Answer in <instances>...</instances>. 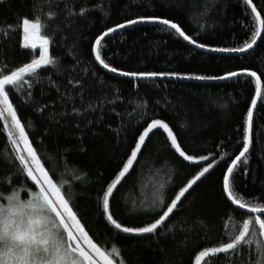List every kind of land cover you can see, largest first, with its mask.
Returning <instances> with one entry per match:
<instances>
[{"label":"trees","instance_id":"trees-1","mask_svg":"<svg viewBox=\"0 0 264 264\" xmlns=\"http://www.w3.org/2000/svg\"><path fill=\"white\" fill-rule=\"evenodd\" d=\"M253 3L258 9L264 8V0ZM84 6L93 10L73 25L64 23L63 12L51 21L60 28L50 45L57 66L41 70L42 83L34 87L33 98L27 104L23 102L26 97L12 94L11 99L54 179H61L65 159L70 170L87 173L86 183H74L71 198L90 234L102 247L111 250L113 245L117 246L127 264H193L194 255L202 247L224 240L223 224L230 215L236 222L245 218L233 213L221 194L226 161L220 157L231 154L226 157L230 162L240 150L238 142L242 141L247 109L255 95L254 79L241 76L206 83L203 82L206 80H135L101 67L90 49L95 37L109 27L126 19L159 16L179 23L186 34L206 47L197 49L174 30H158L164 26L140 23L105 38L106 62L129 72L222 76L249 69L261 75L264 41L247 53L209 51L242 46L249 38L245 25L250 18L245 15L242 0H79L74 4L77 11ZM63 7L60 0L59 9ZM101 8L108 12L107 17ZM32 9L33 0H6L0 4V26H17L18 18L32 16ZM52 31L50 27L48 32ZM20 39V33L15 32L10 39L0 41L6 45L0 47V69L7 65V70H12L30 61L29 50L19 47ZM70 79L80 81L82 87L69 85ZM261 81L264 85V75ZM69 95L72 100H68ZM41 107L43 112L37 110ZM73 108L81 114L76 116ZM153 118L163 119L173 128L187 154L197 158L208 156L209 160L201 161V165L183 161L168 146L166 134L162 130L155 132L114 193L111 208L119 222L142 226L158 218L163 211L159 205H156L159 211L145 212L133 211L134 203L138 208L149 206L151 194L161 183L166 185L164 199L170 202L200 166L212 162L215 167L186 194L183 206L166 221L160 235L128 236L110 229L102 220L96 206L97 193L114 178L134 147L138 133ZM253 133L249 174L246 179L237 177L236 181L237 191L249 201L264 194V101H258ZM5 147L6 136L0 131V154ZM14 171L0 156V179ZM26 183L32 187L31 181ZM22 184H25L22 177L12 178V186ZM9 190L7 185L0 184V191ZM21 196L27 199L23 191ZM247 258L245 250L234 264H244ZM212 264L229 262L221 256Z\"/></svg>","mask_w":264,"mask_h":264},{"label":"snow or ice","instance_id":"snow-or-ice-1","mask_svg":"<svg viewBox=\"0 0 264 264\" xmlns=\"http://www.w3.org/2000/svg\"><path fill=\"white\" fill-rule=\"evenodd\" d=\"M5 2L6 0H0V4ZM77 2L79 0H71V2L63 0L64 7L59 9L60 0H33L31 17L18 18L15 27L0 26V41H6L13 33L19 32L21 36L19 47L29 50L31 56L29 62L12 70H7V65L0 69V131L6 136L5 151L0 156L5 163L15 169L9 176L0 179V184L7 185L10 189L7 192L0 191V264H127L117 246L113 245L111 250H108L98 243L75 209L71 198L73 186L75 182L86 183L87 173L81 174L78 169L70 170L65 159V170L61 173V179H54L51 171L42 162L37 148L30 139L27 126L19 117L17 107L11 99L12 94L26 97L23 102L27 104L33 98L34 87L42 83L41 70L49 66H57L58 60L50 54V45L54 43V34L60 28L59 25L53 26L51 21L57 19L60 12H63L64 23L68 25L75 24L78 18H86L93 9L84 6L77 11L74 8ZM242 3L245 6V15L250 18L249 23L245 25L246 35L250 33L249 38L243 42L242 46L210 48L209 51L247 53L257 45L258 40L264 41V15H262L264 8L258 9L253 0H242ZM94 7H99V5ZM100 10L105 17L108 16V12H104L102 8ZM140 23L164 26L158 30H174L178 37L189 44L197 48L206 47L204 44L197 43L191 35L186 34L182 26L172 19L140 16L136 19H126L123 23L109 27L102 34L97 35L90 49L95 61L109 72L135 80L157 77L225 80L241 76L254 79L255 95L247 109L242 141L238 142L241 145L240 150L234 158L230 159V162H227L226 157L231 154L226 153L220 157L221 160L226 161V169L221 178V194L229 203L233 213H239L245 218L242 222H236L234 216L230 215L223 224L224 240L213 246L202 247L194 255L193 264H212L221 256L225 257L229 264H234L235 258L243 256L245 250H247L248 258L244 264H264V194L249 201L237 191L236 184L237 177L246 179L250 171L254 110L257 108L258 101H264V85L261 81V75L264 73L258 75L256 71L243 69L242 71H230L222 76H181L175 72H129L111 66L103 55L105 38L119 30ZM50 27L53 29L51 34L48 32ZM5 46V44H0V47ZM68 83L73 87H82L80 81L74 82L70 79ZM56 90L59 91V87ZM72 99L73 97L69 95L68 100ZM89 108H92V105H89ZM37 110L43 112L44 108ZM72 112L76 116L81 114L77 108H73ZM54 122L58 121L54 120ZM88 123L92 121L89 120ZM156 130H162L166 134L168 146L183 161L201 165V161L209 160L208 156L197 158L187 154L181 148L173 128L163 119L153 118L147 122L135 138L134 147L130 149V154L123 161L122 167L114 178L97 193L96 206L101 212V218L110 229L116 230L117 233L136 237L160 235L159 230L166 227V221L183 206L186 194H190V190H193L203 178H207L215 167L212 162L206 166H200L199 171L187 179L170 202H166L163 195L166 185L159 184V187L151 194V204L138 208L134 203L133 211H159L156 208V205H159L163 209L162 214L142 226H125L114 218L111 208L114 193L138 161V156L150 134H154ZM13 177H22L25 184L19 187L12 186ZM27 181H31L32 187L27 186ZM22 191L27 199L22 198ZM168 231H171V228ZM164 234L167 235V233Z\"/></svg>","mask_w":264,"mask_h":264},{"label":"water","instance_id":"water-1","mask_svg":"<svg viewBox=\"0 0 264 264\" xmlns=\"http://www.w3.org/2000/svg\"><path fill=\"white\" fill-rule=\"evenodd\" d=\"M107 38V37H106ZM260 40H258L257 41V43L259 42ZM191 45H193V44H191ZM193 46H195V45H193ZM196 47V46H195ZM197 48V47H196ZM197 49H202V48H197ZM251 51V50H250ZM102 67V66H101ZM133 79V78H132ZM147 80H179V81H201V80H193V79H179V78H176V77H163V78H161V77H157V78H155V79H147ZM220 81V80H219ZM203 82H210V81H203ZM256 110V109H255ZM255 110H254V113H255ZM158 130H156L155 132H157ZM154 132V133H155ZM153 134H150V137L152 136ZM149 137V138H150ZM148 138V139H149ZM148 141V140H147ZM147 141H146V143H147ZM144 148V147H143ZM143 148H142V150H143ZM140 156V155H139ZM139 156H138V158H139ZM137 163V162H136ZM136 163L134 164V166L136 165ZM134 166H133V168H134ZM132 171V170H131ZM130 171V172H131Z\"/></svg>","mask_w":264,"mask_h":264}]
</instances>
